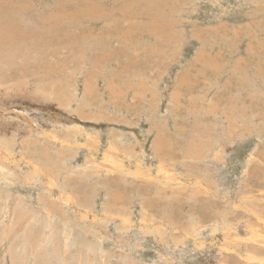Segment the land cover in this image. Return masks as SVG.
<instances>
[{"label": "rangeland", "instance_id": "obj_1", "mask_svg": "<svg viewBox=\"0 0 264 264\" xmlns=\"http://www.w3.org/2000/svg\"><path fill=\"white\" fill-rule=\"evenodd\" d=\"M0 19V264H264V0Z\"/></svg>", "mask_w": 264, "mask_h": 264}, {"label": "bare ground", "instance_id": "obj_2", "mask_svg": "<svg viewBox=\"0 0 264 264\" xmlns=\"http://www.w3.org/2000/svg\"><path fill=\"white\" fill-rule=\"evenodd\" d=\"M5 19L7 20V21H10V20H12L11 19V17H9V16H5ZM54 20V19H53ZM0 21H2V19H0ZM5 28H8V26L6 25V26H4ZM4 28H1L0 29V31H2ZM15 29H17V28H15ZM14 32H17V30L16 31H14V30H12V29H9V31H8V33L7 34H2L1 36H9L5 41H0L1 43H0V47H1V45L3 44V43H5V42H7L8 40H10V41H14L15 40V38H16V34H14ZM9 33H11V34H9ZM14 34V35H13ZM218 71V70H217ZM119 92V91H118ZM197 123V122H196Z\"/></svg>", "mask_w": 264, "mask_h": 264}]
</instances>
